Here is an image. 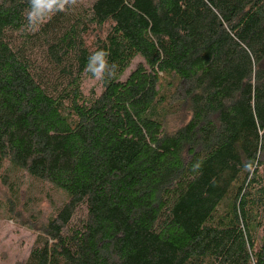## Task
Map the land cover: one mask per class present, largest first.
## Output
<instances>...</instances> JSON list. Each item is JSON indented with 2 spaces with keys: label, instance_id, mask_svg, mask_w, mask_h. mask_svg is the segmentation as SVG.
Wrapping results in <instances>:
<instances>
[{
  "label": "trees",
  "instance_id": "obj_1",
  "mask_svg": "<svg viewBox=\"0 0 264 264\" xmlns=\"http://www.w3.org/2000/svg\"><path fill=\"white\" fill-rule=\"evenodd\" d=\"M29 8L0 0V162L67 199L22 264H264V0Z\"/></svg>",
  "mask_w": 264,
  "mask_h": 264
},
{
  "label": "rangeland",
  "instance_id": "obj_2",
  "mask_svg": "<svg viewBox=\"0 0 264 264\" xmlns=\"http://www.w3.org/2000/svg\"><path fill=\"white\" fill-rule=\"evenodd\" d=\"M92 0H80L76 8L88 7ZM135 59L125 71L123 79L134 70ZM84 90L99 92V80H87ZM162 91L167 93L166 81ZM178 117L171 119L174 126ZM66 194L33 178L25 172L0 162V264H22L28 257L37 232L25 226L29 221L42 224L66 201Z\"/></svg>",
  "mask_w": 264,
  "mask_h": 264
},
{
  "label": "clouds",
  "instance_id": "obj_3",
  "mask_svg": "<svg viewBox=\"0 0 264 264\" xmlns=\"http://www.w3.org/2000/svg\"><path fill=\"white\" fill-rule=\"evenodd\" d=\"M80 0H29L30 8L25 10L27 28L38 31L39 27L59 12L75 8ZM110 53L97 51L89 56L85 71L97 80L113 79L117 75L118 65L109 63Z\"/></svg>",
  "mask_w": 264,
  "mask_h": 264
}]
</instances>
